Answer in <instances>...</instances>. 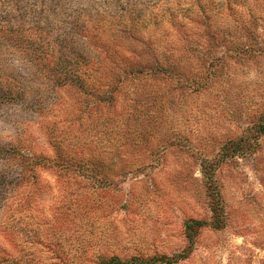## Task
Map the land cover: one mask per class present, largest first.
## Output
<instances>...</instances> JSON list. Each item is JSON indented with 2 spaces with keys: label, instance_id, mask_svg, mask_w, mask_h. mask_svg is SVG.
Returning <instances> with one entry per match:
<instances>
[{
  "label": "rangeland",
  "instance_id": "1",
  "mask_svg": "<svg viewBox=\"0 0 264 264\" xmlns=\"http://www.w3.org/2000/svg\"><path fill=\"white\" fill-rule=\"evenodd\" d=\"M110 257L264 264V0H0V264Z\"/></svg>",
  "mask_w": 264,
  "mask_h": 264
},
{
  "label": "trees",
  "instance_id": "2",
  "mask_svg": "<svg viewBox=\"0 0 264 264\" xmlns=\"http://www.w3.org/2000/svg\"><path fill=\"white\" fill-rule=\"evenodd\" d=\"M262 129H260V131H263V127H261ZM156 259V257L154 258H150L146 261H142L141 264H151L152 261ZM99 264H140V263H127L126 261H119V260H115V258H108L107 260L105 261H100Z\"/></svg>",
  "mask_w": 264,
  "mask_h": 264
}]
</instances>
